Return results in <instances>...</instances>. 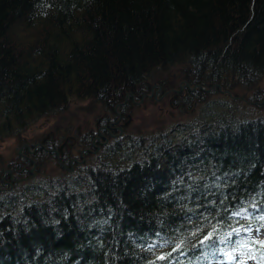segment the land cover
<instances>
[{"label": "trees", "instance_id": "trees-1", "mask_svg": "<svg viewBox=\"0 0 264 264\" xmlns=\"http://www.w3.org/2000/svg\"><path fill=\"white\" fill-rule=\"evenodd\" d=\"M144 95L183 124L112 134ZM76 100L100 146L0 153V264H264V0H0V141Z\"/></svg>", "mask_w": 264, "mask_h": 264}, {"label": "rangeland", "instance_id": "rangeland-1", "mask_svg": "<svg viewBox=\"0 0 264 264\" xmlns=\"http://www.w3.org/2000/svg\"><path fill=\"white\" fill-rule=\"evenodd\" d=\"M156 90L157 91L154 92V95H156V97H158L159 100L162 99L163 96L161 94V88H158ZM159 94H161L160 97L158 96ZM163 95H165V93H163ZM143 100L142 101L139 100L140 101L138 102L139 108L136 107L134 112L129 111L127 112L125 117L124 116L122 117L123 118L122 124L118 126V129L115 130L113 134L115 135L121 134L126 129L125 131L126 133L127 132L128 133L130 132L138 133V134L144 133L143 136L147 138L151 136L154 133V131L159 129L160 126L164 125L166 127H170V126H174V124L178 126L180 124L182 125L183 122L185 121V119H180L181 117L175 114V112L173 113L174 115L170 116V110L168 106L162 105L159 103L158 104L162 106L159 108V110L154 115H152L153 110L148 108V107H151L152 105L150 104L149 106L145 105V102ZM228 100L229 99H227L224 95H216L213 97L211 103L205 104L203 106H205L206 108H209L214 105L215 108H220L225 103V101H228ZM90 103H91L90 100L73 101L71 107L67 108L66 110H63L61 113L57 114L56 116L41 118L37 122H34L33 124H31L29 128L23 133L22 135L24 136L23 138L21 137L20 139L19 137H9V138H6L5 140H1L0 141V153L5 154L10 157L12 156V154L14 155V153H16L19 150L24 152V148L22 146H24L25 143H26L25 145H28V146L30 145V142L28 141V139L31 140L37 136H40L41 139L45 140V137H49L51 135V130L56 123H61V126H64V127L71 126L72 129L70 130H73L76 128L82 132H86L90 130L91 128L93 129L97 128L99 132L100 129L96 126V122H97L96 115L98 116V113H99V110L97 111L98 106L91 107L89 106ZM202 110H203V107H202ZM205 111H207V109ZM188 116H191V115H188ZM154 118H157L156 124L154 123ZM100 131L102 132L104 136L106 135V133L102 129ZM69 134L70 136L67 139H65V143H63V144H67L68 148L76 144V141H77L72 133H69ZM97 135H99V133ZM99 138H101V135H99ZM106 138L109 139L107 135H106ZM23 139H25L26 141ZM103 139L104 137L102 138V140ZM20 141L22 142L25 141V142L21 143ZM98 142L99 141H97V145L100 146V143ZM39 169L36 170V165L32 168V170L36 172V175L34 176L38 175ZM45 169L48 173L49 168H45ZM14 186L11 187L10 185H8V186H5L4 189L6 191H9L12 188H14ZM256 230H257L256 234L258 235L262 234V230H258V229ZM228 263L229 264L231 263L230 258H228ZM243 264H255V263H253L252 260H246L245 262H243Z\"/></svg>", "mask_w": 264, "mask_h": 264}, {"label": "flooded vegetation", "instance_id": "flooded-vegetation-1", "mask_svg": "<svg viewBox=\"0 0 264 264\" xmlns=\"http://www.w3.org/2000/svg\"><path fill=\"white\" fill-rule=\"evenodd\" d=\"M122 117L123 116L121 113V116H119V118H118L119 125L122 124ZM119 125L114 126L113 130H117ZM110 126L112 127V124H110ZM106 128H107V126H105V125H102V127L101 126L99 127V129L100 130L102 129L104 132L106 131ZM100 130H99V135H101V138H99V135H96L94 140L99 141V143L101 144L104 142L102 140V138L103 137L106 138V135L104 136ZM25 144H24V146H22L24 148V152L21 150H19V152L22 154V157H24V159H27V160H25V162L16 163L14 168L7 167V166L4 167V170L1 173V177H2L3 181L5 182L4 184L7 186L10 185L11 187H13L16 183H19L22 180H29V179L33 178L34 175H36V172H34L32 170V168L35 165H36V168L39 169L37 162H35V159L32 158L30 153H35L39 146H43L44 145L43 141L35 143V144H33V146L31 144L29 146L25 145ZM35 147H36V149H35ZM8 173H10V174H8Z\"/></svg>", "mask_w": 264, "mask_h": 264}, {"label": "water", "instance_id": "water-1", "mask_svg": "<svg viewBox=\"0 0 264 264\" xmlns=\"http://www.w3.org/2000/svg\"><path fill=\"white\" fill-rule=\"evenodd\" d=\"M147 95V94H146ZM146 95H144L140 100L142 101L144 98H145V96ZM149 95H152V93L151 94H149ZM137 102H140L139 100L137 101ZM264 102V101H263ZM63 146V145H62ZM52 150V149H51ZM53 150H55V149H53ZM65 167H67L66 165H65Z\"/></svg>", "mask_w": 264, "mask_h": 264}]
</instances>
